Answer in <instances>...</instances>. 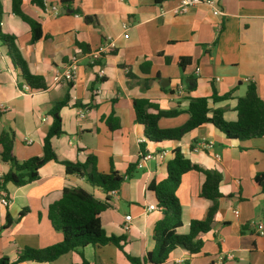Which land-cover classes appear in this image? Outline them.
<instances>
[{"label": "crops", "instance_id": "0c3cea01", "mask_svg": "<svg viewBox=\"0 0 264 264\" xmlns=\"http://www.w3.org/2000/svg\"><path fill=\"white\" fill-rule=\"evenodd\" d=\"M30 1L22 0L21 11L40 23L41 37L31 42L30 28L13 14L11 0H0V33L12 38L16 55L43 87L28 86L0 41V134L12 131L17 161L41 156L52 124L49 111L66 98L60 111L62 133L51 140L58 161L83 164L93 157L99 173L124 174L130 166L133 171L109 200L103 190L66 174L53 161L39 169L37 180L20 187L7 184L0 190V200H7L5 205L0 201V258L15 262L25 248L42 249L62 240L50 225L48 208L67 189L85 191L105 203L101 228L118 240V245L83 248L80 254L87 264L145 259L153 251L160 217L157 209H148L157 205L148 186L166 176V164L179 150L192 164L221 176V197L213 223L201 237V250L190 254L176 247L161 264H264V234L259 235L264 232V193L255 181L264 176V136L240 142L205 123L178 141L149 143L133 112L136 99L177 112L158 120V127L168 130L187 122L189 103L196 98L207 99L209 118L219 111L226 123L237 120V99L249 84L264 101V0H215L216 16L205 4L175 13L179 0H73L68 9L60 0H43L44 11ZM107 38L116 47L97 58L93 53ZM75 53L81 54L75 79L53 85L54 71ZM184 58L189 63L180 67L178 60ZM98 66L102 78L95 75ZM161 152L163 159L153 157L137 167L144 154ZM9 169L0 161V176ZM203 182L204 175L194 170L181 177L175 193L181 209L179 236L188 235L192 221L207 216L209 201L200 196ZM125 216L131 217L128 231L123 230ZM80 254L71 252L50 263L16 264H75Z\"/></svg>", "mask_w": 264, "mask_h": 264}, {"label": "trees", "instance_id": "16d2710c", "mask_svg": "<svg viewBox=\"0 0 264 264\" xmlns=\"http://www.w3.org/2000/svg\"><path fill=\"white\" fill-rule=\"evenodd\" d=\"M72 1L60 0V3L68 9ZM21 3L22 0H11L12 12L29 26L31 42L36 41L41 37L40 23L21 11ZM30 4L37 10L44 11L43 0H31ZM89 20L90 18H86V21ZM11 39L0 33V41L9 48L11 61L20 69L23 80L30 88H42L43 86L39 83L40 79L31 76L24 67V63L16 55ZM188 63L189 60L186 58L178 60L180 67ZM65 105L66 98L55 103L50 109L49 115L52 118V124L43 139L42 155L39 157H32L22 162L17 161L13 153L12 131H3L0 134V161L10 167L8 173L0 176V190H4L7 184L20 187L37 180L39 169L52 161L61 164L66 174L84 178L89 184L100 188L107 195L111 191L117 190L124 179L131 175L132 166L124 174L112 170L107 174L99 173L96 170L93 157H89L83 164L58 161L51 140L62 133L60 111ZM133 112L135 122L143 127V135L149 143H158L163 140L178 141L184 134L205 123H211L228 139H235L240 142L264 136V101L257 95L254 84H249L244 96L237 99V120L232 123L224 122L219 111H214L212 117L209 118L206 98L191 100L187 110L189 119L183 126L175 129L163 130L158 127L160 118L175 116L177 112L161 111L155 102L136 99L133 101ZM109 126L115 128V125ZM140 151L141 153L145 151L144 144H140ZM191 170L204 175L200 196L209 201L210 205L205 220L192 221L188 235L179 236L176 230L181 226V209L175 193L182 175ZM255 181L264 193V176H257ZM220 182L221 176L218 173L202 170L185 159L179 150H174L173 158L166 164V176L158 182L152 181L148 186V189L155 195L156 209L160 214L159 220L154 226L153 239L155 245L153 251L142 260L128 258L130 263L143 264L144 261H148L151 264H161L176 247H182L190 254L198 253L203 245L201 237L209 231L217 211V200L221 197L219 193ZM107 200H109L108 196ZM105 207V203L95 200L85 191L63 190L61 197L48 208L50 225L55 231L61 233L62 240L42 249L25 248L19 253L15 262H10L8 258L2 257L0 264L50 263L71 252L80 254L81 250L89 245L103 246L108 243L118 245V240L106 236L101 228L99 214ZM22 215L24 212L20 213L19 216ZM11 223L7 216L5 226H9ZM80 262L87 264L82 254H80Z\"/></svg>", "mask_w": 264, "mask_h": 264}, {"label": "built area", "instance_id": "2783aa9c", "mask_svg": "<svg viewBox=\"0 0 264 264\" xmlns=\"http://www.w3.org/2000/svg\"><path fill=\"white\" fill-rule=\"evenodd\" d=\"M197 4H205L209 7H211L213 9V15H219L220 12L219 10L216 8V2L215 0H179V5L178 7L174 10L175 13H179V14H184L187 12V10L189 9V7L197 5ZM51 12H53L54 14L57 13L56 8L52 7L50 8ZM124 30H127V27H123ZM125 39H127L128 35L125 34L123 36ZM115 43L111 38H107L105 40H103V42L100 44V46L98 47V49L93 53L94 56H96L97 58H100L102 54H107L109 52H111L112 50L115 49ZM80 53H75L73 55H71L68 60L66 61V63L62 66L61 69L55 70L52 77H51V81L53 83V85H66V84H70L76 76L77 73V69H78V64H79V60H80ZM95 75L98 78H102L104 75V71L102 69V67L98 66L97 70L95 72ZM79 117L82 118L83 117V113L80 112ZM139 144H143L144 143V139H140L138 140ZM206 148L210 149L211 145L208 144L205 146ZM153 157H157L159 159H163L164 157V153H157V154H144L139 162L137 163V167L141 168L143 166V163ZM217 157V156H216ZM117 195V190H113L110 193H108V197H116ZM1 204L5 205L7 203V200L3 197L1 198ZM149 210H155L156 208L154 206H149L148 208ZM237 214V212H235ZM131 220L130 216H125L124 218V224H123V230L124 231H128L129 230V222ZM264 232L263 231H259V235H263ZM75 264H83L82 262H77Z\"/></svg>", "mask_w": 264, "mask_h": 264}]
</instances>
